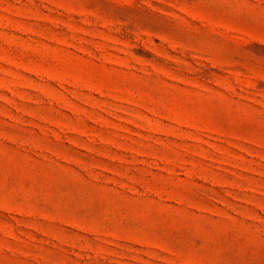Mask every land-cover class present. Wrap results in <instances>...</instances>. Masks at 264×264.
Wrapping results in <instances>:
<instances>
[{
  "label": "rangeland",
  "instance_id": "1",
  "mask_svg": "<svg viewBox=\"0 0 264 264\" xmlns=\"http://www.w3.org/2000/svg\"><path fill=\"white\" fill-rule=\"evenodd\" d=\"M0 264H264V0H0Z\"/></svg>",
  "mask_w": 264,
  "mask_h": 264
}]
</instances>
